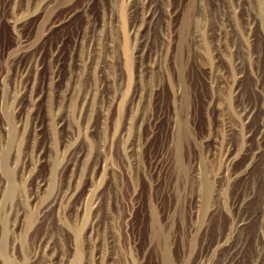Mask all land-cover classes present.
Listing matches in <instances>:
<instances>
[{
	"label": "rangeland",
	"instance_id": "374dc122",
	"mask_svg": "<svg viewBox=\"0 0 264 264\" xmlns=\"http://www.w3.org/2000/svg\"><path fill=\"white\" fill-rule=\"evenodd\" d=\"M212 208L188 264H264V0H0V264H158Z\"/></svg>",
	"mask_w": 264,
	"mask_h": 264
},
{
	"label": "bare ground",
	"instance_id": "6f19581e",
	"mask_svg": "<svg viewBox=\"0 0 264 264\" xmlns=\"http://www.w3.org/2000/svg\"><path fill=\"white\" fill-rule=\"evenodd\" d=\"M252 137L253 136L249 135V139H251ZM248 148L249 147H246L245 149L243 148L242 154L249 152L250 149ZM255 157L256 155L253 154L254 159ZM233 170L236 171L237 168L233 167ZM217 211L220 210L216 208H212L209 211L208 216L206 215L207 216L206 220L205 221L203 220L202 223L197 227H195L194 226L195 224L193 225L191 221L190 223L189 222L186 223L183 217H179L177 221L173 222V224L170 226L168 234L166 235L167 237L165 236L166 242H164V244H162L161 247L160 246L158 247L157 245L154 246L153 244L154 246L153 251L156 254V260L158 261V264H188L191 261L190 259L193 256V253L194 254L197 253L196 254L198 255L197 258L207 255L209 253L211 254V256L214 255V257L216 258L215 254L220 253L222 248L225 247L227 243V240L223 241V238L225 237L224 229L223 231H221L222 229L220 228L221 230L220 229L217 230L216 234H212L211 232L212 222H214L215 218L217 217L216 216ZM219 215L221 216L222 213ZM238 222L239 224L236 227V230H239V228L244 224L242 219H239ZM152 233L154 237L159 236L157 230L153 231ZM197 239L199 241L198 242L199 244H197ZM178 242H180L179 243L181 244L180 246L177 244ZM184 242L185 244H183ZM196 248L197 251H195ZM236 256H237L236 249L230 250V253L228 254L227 257V262L225 264L233 263V261L236 259ZM194 262L195 260H193L192 264Z\"/></svg>",
	"mask_w": 264,
	"mask_h": 264
}]
</instances>
